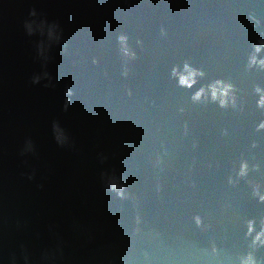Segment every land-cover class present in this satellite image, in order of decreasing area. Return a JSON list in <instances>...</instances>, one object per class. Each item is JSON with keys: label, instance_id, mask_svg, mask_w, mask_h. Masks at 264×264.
<instances>
[{"label": "water", "instance_id": "1", "mask_svg": "<svg viewBox=\"0 0 264 264\" xmlns=\"http://www.w3.org/2000/svg\"><path fill=\"white\" fill-rule=\"evenodd\" d=\"M0 264H264V0H0Z\"/></svg>", "mask_w": 264, "mask_h": 264}]
</instances>
